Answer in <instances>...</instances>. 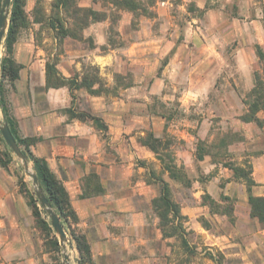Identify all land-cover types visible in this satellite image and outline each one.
Here are the masks:
<instances>
[{
  "label": "crops",
  "instance_id": "0c3cea01",
  "mask_svg": "<svg viewBox=\"0 0 264 264\" xmlns=\"http://www.w3.org/2000/svg\"><path fill=\"white\" fill-rule=\"evenodd\" d=\"M248 1L246 12L240 10L232 16L233 21L242 20V27L238 26L237 30L246 35L235 47L239 80L245 92L253 85V47L259 45L264 50V0ZM195 5L203 8L204 4L195 1ZM156 12L163 13L161 9ZM104 24V21L88 24L83 30V40L67 38L61 42L56 64L61 75L69 78L78 72L80 78L83 62L98 66L102 74L111 65L123 61L138 64L153 57L147 50L153 46L159 57L169 54L170 79L182 75L188 80L179 98L184 111L201 106L204 109L209 103L217 112L235 113L229 120L227 115H222V121L235 130L242 128L244 139L232 144L229 150L251 156L255 169L251 173L255 183L251 192L264 196V123L257 127L255 122L237 118L246 111V105L233 87L223 90L218 103L208 101L222 68L223 56L219 50L222 44L185 37L179 42L173 38L160 41L152 47L151 43L137 40L126 47L102 50L106 43ZM87 37H91L93 46L85 40ZM32 47L31 41L13 44L12 59L21 67L15 80L2 82L5 108L16 123L18 135L33 139L30 151L47 162L66 189L77 215L75 228L84 235L90 249L89 264H220L204 255L201 246L219 252L221 264H264V225L250 215L245 183L236 180L230 169L212 161L209 154L195 162L194 149L188 142H182L174 155L176 163L192 178L190 185L168 178L166 172L161 176L177 188L174 198L181 215L186 217L183 221L186 247L192 246L196 252L191 254L172 247L175 235L162 234L151 203L158 194V182L147 165L157 164L158 160L138 142L137 133L143 134V129L148 128L159 136L163 121L152 111L143 114V107L140 114L130 112L131 101L126 95L128 89L146 92V96L158 94L154 86L160 77L155 76L147 86L143 82L150 78L147 72L135 74L134 86L120 89L113 98L92 95L83 88L70 91L67 86L46 87L47 58L40 52L34 54ZM136 104L146 106L143 102ZM71 112L96 116L106 128H98L92 120L79 119ZM257 116L264 118V112L259 111ZM205 124L207 118H203L200 126ZM171 126L177 138L189 140V123ZM204 133L203 128L200 136L204 137ZM193 164L199 168L196 172L191 168ZM204 194L217 201L220 210H210L202 202ZM222 196L233 199L230 213L221 210L226 204ZM32 228L30 209L18 189L16 175L0 166V264H34L33 253L40 250V243ZM42 258V264H50L45 253Z\"/></svg>",
  "mask_w": 264,
  "mask_h": 264
},
{
  "label": "rangeland",
  "instance_id": "374dc122",
  "mask_svg": "<svg viewBox=\"0 0 264 264\" xmlns=\"http://www.w3.org/2000/svg\"><path fill=\"white\" fill-rule=\"evenodd\" d=\"M2 1L3 0H0V6ZM58 1L59 0H25V17L16 30L14 43L31 41L34 54L40 52L41 55H44L47 58L46 61L54 58L58 60V54L62 49L61 42L70 37L58 39L56 37V30L50 26L49 17L63 18L66 26L71 29H76L78 32H80V27L85 25L81 29V40H83V30L92 22L90 21V17L87 16L86 11H84L85 8L84 10L82 8L79 10V7H91L98 10L99 17L105 16V19L101 20L105 23L104 31L106 35V43L104 44V47L101 46L102 50H107L108 48L113 47H126L137 40H143L148 43L147 45L151 43L152 47L153 44L156 45L155 43L160 41L166 42L170 41V38H173L179 42L185 39V37L190 40L203 39L214 44H222L219 48L220 54L223 56L222 68L219 69V76H216V82L213 86V91L209 94L208 101L211 100V104L218 103L220 98H223V90L225 89L227 91L231 87L235 89L237 96L241 100L247 93L240 84V69L236 65L237 51L235 48L237 42L246 35L244 32L237 30L238 26L242 27V20H239V22L237 20L233 21L232 16L237 14L240 10L246 12V5L250 3L248 0H155L150 8L152 12L150 16L141 15L140 12L134 14L127 10H115L108 2L104 1H97L94 3L92 0H67V3L65 4ZM142 1L145 2V0ZM195 1L203 3V8H198L195 5ZM57 2L58 5L55 6ZM240 7L242 8L240 9ZM157 9H161L163 13L158 15L156 12ZM213 11L215 12L213 13ZM174 23L177 25H174ZM174 28L176 29L175 32L172 30ZM85 40L90 46H93V40L91 37H87ZM3 44L4 40L0 49V59L4 53ZM253 49L255 52V45ZM24 50L26 49L20 48V51ZM147 50H150L149 53L153 55L152 58H147L145 61L138 64L131 62V60L120 62L119 65L116 63L113 66L111 65L110 68L105 69V74H102L101 69L98 66L83 62L80 70V77L84 73L87 75L92 73L97 75L98 83H95L94 86L98 87L99 85L100 93L105 94L108 98L118 96V91L120 89L134 86L135 74L137 75L142 74V72H147V75L150 78L145 81L143 80L147 86L154 81L155 76L160 77L154 86L158 91V94H147L146 96V92L136 93L133 92L136 90L129 91V89L126 92V95L131 101L130 112L140 114V107H143V110L141 111L143 114L147 111L154 112L158 116V119L163 121L162 125H164L163 129L160 130L159 136H155V133L152 130L144 128L143 134L137 133V140L140 137H146L149 132L153 133V135L158 137L161 141V144L158 146V151L163 155L165 162H168L169 160L175 161L174 153L176 149L182 142H188L194 149L193 154L195 162L198 159V154H201L202 156L204 154H209L212 161L223 167H226L224 165L230 164L236 165L242 167L244 171H251L252 173L255 169L251 163V156L247 155V153L243 154V152L238 150H229L232 144L234 145V143L244 139L242 128L235 130L229 123L222 121V115H227L229 120L230 116L235 113L217 112L214 109V106L209 105V103L206 104V108L204 109L201 106V108L193 107L194 109L192 110L184 111L179 98H181V90L187 86L186 84H188V80L182 75L177 76L175 79H170V64H167L169 54H162V56L159 57V53L155 52L154 46L150 49L147 48ZM133 53L134 52L132 51V55ZM251 65L252 71L254 72V70L258 68L256 52L255 60ZM118 68L121 70L120 72L114 70ZM76 74L79 76L78 72H76L75 75ZM136 102H143L146 106H140L139 104H136ZM212 109L213 111H211ZM241 114L239 113L237 118H239ZM161 116H163L164 119H161ZM203 118L208 119V124L201 127L200 122ZM0 119H3L1 109ZM184 121L190 125L187 129L189 134L187 136L189 137L188 141L177 138L171 129V125L183 123ZM255 124L257 127L263 125L258 123ZM96 126L101 128L99 125ZM203 128L205 129V135L204 137H201L200 133ZM136 131L139 132V129ZM4 149H6L4 143L0 142V150ZM236 155L238 156L235 157ZM3 160H7L6 156H3ZM158 162L160 166H158ZM158 162L157 164L156 162H150L147 164L148 167H150L153 178L158 182V194L155 197L159 195L161 189V183L158 179H163L161 176L162 173H167L162 167L161 162L159 160ZM176 165L180 166L177 163ZM28 166V171H33L31 163H28ZM197 167L198 166L193 164L191 168L193 171L195 169L196 172V169H199ZM7 168H9L15 175L22 178L24 188L27 189L26 191L32 194L36 199L35 203L40 210L41 217L49 222L47 214L43 212V207L36 198L34 192L35 186L32 184V179L23 168L21 160L11 151ZM182 171L184 176L177 179H171L174 181L180 180L184 185L189 186L192 182V178H189L184 167ZM250 177L252 178V175H250ZM167 183L171 191V197L175 201L174 194H177V188L171 186L170 182ZM22 195L24 196V194ZM25 199L27 202V197H25ZM207 202L208 201H206V203ZM224 203L226 204H224L221 210L230 213V206L231 203H233V199L231 198V200ZM27 205L30 209L32 229L40 243V250L33 253V257L35 258L34 264H42L43 253L46 254L50 264H64V259L62 257L63 253H67L71 256L72 260L70 264H77L78 252L74 247V242L70 237L66 223L63 225L68 240L65 242L64 247L58 244L59 249H57L53 243L55 239L54 237L57 238L55 232L53 231V233L46 235L35 222V219L32 216V208L29 206L28 202ZM213 210L220 209L218 208V205H215ZM178 222L183 225L182 220L174 218L172 222H169L165 226V229L172 232L173 228H171V226L176 225ZM72 225L75 228V224ZM75 231L78 232L76 228ZM174 235L175 240L171 243L172 247L183 248L188 250L191 254L196 252L194 247L189 246L188 248L184 246L181 241L182 236L179 233ZM201 247V251H204V255L209 256L214 262L217 261L221 264L222 257L219 252L206 249L205 246Z\"/></svg>",
  "mask_w": 264,
  "mask_h": 264
},
{
  "label": "trees",
  "instance_id": "16d2710c",
  "mask_svg": "<svg viewBox=\"0 0 264 264\" xmlns=\"http://www.w3.org/2000/svg\"><path fill=\"white\" fill-rule=\"evenodd\" d=\"M97 1L108 2L115 10H127L134 14L140 12L141 15L152 14L151 6L154 4L155 0H92L96 3ZM58 2L67 3V0H59ZM58 2L55 6L58 5ZM62 4V5H64ZM25 0H12L11 10L9 15L8 29L4 38V53L0 61V108L3 115V120L8 124L10 131L12 132L21 152L23 153L25 159L28 163H31L32 169L37 177L38 183L46 195L51 207L55 213L59 216L60 222L62 224L66 223L71 239L74 242V247L78 252L77 264H89L90 249L88 243L83 234L75 231V228L72 224L77 222V215L72 208L68 193L64 188L63 184L55 178L51 172L47 162L40 157L35 156L30 151V144L33 142V139L21 138L18 135L17 127L14 119L7 113L5 108V102L2 95V82L3 80L13 81L18 77V71L21 67L20 64L16 63L12 59V50L13 44L15 41L16 30L18 26L23 22L25 17ZM86 11L87 16L90 17V21H101L105 19V16L99 17L98 10H95L91 7H79ZM85 13V12H84ZM83 16V14H82ZM77 19V18H76ZM80 22V21H79ZM49 23L52 28L56 30L57 38L63 39L65 37H70L73 39L81 40L82 33L81 29L85 26L80 27V32L76 29H71L65 25L64 19L59 17H49ZM82 24V23H80ZM86 24V23H85ZM104 47V45H102ZM255 52L258 60V68L253 72V85L251 89L245 94L242 101L246 105V111L239 116V119L243 122H255L258 124L264 123V118L261 119L257 116L259 111L264 112V50L259 46L255 45ZM57 59L47 60L45 62V78H46V87H60L67 86L71 91L73 89L83 88L89 94L99 95L101 94L99 85L95 87L94 84L98 83L97 75L93 73L90 75L83 74L80 77L74 75L73 77L66 78L61 75L57 66ZM72 116H75L79 119H90L96 125H99L101 128H106L105 125L100 122V119L96 116L87 113H74L71 112ZM0 142L4 143L6 149L0 150V166L7 168L8 161L10 160V149L7 144L4 142L3 138L0 135ZM140 144L146 146L150 149L156 156V158L161 162L162 167L167 171L169 178L177 179L181 176H184L182 171L183 166H177L174 160H169L165 162L163 155L158 151V146L161 144V141L158 137H155L153 133H148L146 137L138 138ZM3 156H6L7 160H3ZM203 156L201 154L197 155L198 159H201ZM233 172V177L236 180L243 181L246 185L248 203L250 205V215L255 217L261 224L264 225V196H255L251 192V187L255 184L254 180L250 177L251 171H244L242 167L236 165H224ZM17 183L19 186V191L27 197V202L32 208V216L35 219V222L40 226L43 232L46 235L53 233V229L50 226V222H47L41 217L40 210L38 209L35 201L36 199L32 194L28 193L24 188V182L22 178L18 175ZM158 181L161 183V189L159 195L152 199L153 207L159 217V226L162 231V234L165 236L174 235L179 233L182 236V243L184 246H187V241L184 235L186 234L185 228L179 222L176 225L171 226L173 231H167L165 226L172 222L174 218L178 220H186V217L181 215L179 206L176 201L171 197V191L169 189L168 183L163 179L159 178ZM222 200L229 201L231 200L228 196H222ZM203 203L209 205L210 210L214 209V206L217 205V201L211 198L208 194L202 195ZM217 202V203H216ZM232 209V203L230 210ZM43 212L45 210L43 209ZM202 225L207 226L206 221L202 219ZM64 226V225H63ZM173 233V234H171ZM54 245L59 249L58 240L54 237ZM71 256L69 255V261L71 262Z\"/></svg>",
  "mask_w": 264,
  "mask_h": 264
},
{
  "label": "water",
  "instance_id": "95a60500",
  "mask_svg": "<svg viewBox=\"0 0 264 264\" xmlns=\"http://www.w3.org/2000/svg\"><path fill=\"white\" fill-rule=\"evenodd\" d=\"M11 2L12 0H3L0 6V49L2 47V43L8 29ZM0 135L3 138L4 142L7 144V146L9 147V149L11 150V152L14 153L21 160L23 168L32 179V184L35 186L34 192L36 198L39 201L40 205L45 210L49 218L50 226L57 235L58 244L64 247L65 242L68 240L64 226L60 222L59 216L55 213L46 195L42 191L34 171H31L30 173L27 172V169L29 167L28 162L25 159L23 153L21 152L12 132L10 131L8 124L3 119H0ZM62 257L64 260H69V255L67 253H63Z\"/></svg>",
  "mask_w": 264,
  "mask_h": 264
},
{
  "label": "bare ground",
  "instance_id": "6f19581e",
  "mask_svg": "<svg viewBox=\"0 0 264 264\" xmlns=\"http://www.w3.org/2000/svg\"><path fill=\"white\" fill-rule=\"evenodd\" d=\"M27 172H31V171H28V169H27ZM64 264H70V261L69 260H64Z\"/></svg>",
  "mask_w": 264,
  "mask_h": 264
}]
</instances>
